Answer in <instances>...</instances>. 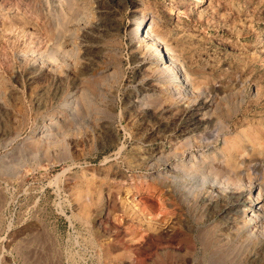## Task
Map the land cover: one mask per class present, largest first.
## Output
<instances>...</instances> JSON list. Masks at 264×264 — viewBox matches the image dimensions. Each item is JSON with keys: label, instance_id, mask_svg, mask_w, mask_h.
I'll return each mask as SVG.
<instances>
[{"label": "rangeland", "instance_id": "374dc122", "mask_svg": "<svg viewBox=\"0 0 264 264\" xmlns=\"http://www.w3.org/2000/svg\"><path fill=\"white\" fill-rule=\"evenodd\" d=\"M0 264H264V0H0Z\"/></svg>", "mask_w": 264, "mask_h": 264}, {"label": "bare ground", "instance_id": "6f19581e", "mask_svg": "<svg viewBox=\"0 0 264 264\" xmlns=\"http://www.w3.org/2000/svg\"><path fill=\"white\" fill-rule=\"evenodd\" d=\"M143 22V21H142ZM141 26V25H140ZM146 29V28H145ZM149 30V29H148ZM145 36H148V31L146 30V32H145ZM254 209L253 208H251V211H253ZM253 216H255V217H257V214H252ZM254 217V218H255Z\"/></svg>", "mask_w": 264, "mask_h": 264}]
</instances>
